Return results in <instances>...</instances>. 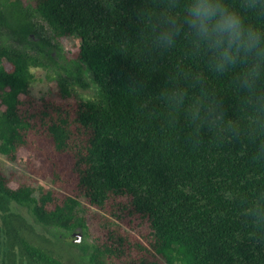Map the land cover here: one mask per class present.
I'll list each match as a JSON object with an SVG mask.
<instances>
[{"label": "trees", "instance_id": "trees-1", "mask_svg": "<svg viewBox=\"0 0 264 264\" xmlns=\"http://www.w3.org/2000/svg\"><path fill=\"white\" fill-rule=\"evenodd\" d=\"M162 5L0 0V154L16 161L27 152L26 173L0 168V264H67L12 202L41 225L91 238L78 264H264V230L244 215L264 186L256 142L218 143L206 131L194 147L182 117L175 128L163 121L156 95L188 61L183 43L167 53L150 47L144 14ZM33 17L50 39L79 40L75 63L92 75L91 98L62 78L41 98L31 93L32 68L46 66L33 35L50 44ZM208 87L230 117L240 115L227 77Z\"/></svg>", "mask_w": 264, "mask_h": 264}, {"label": "clouds", "instance_id": "clouds-1", "mask_svg": "<svg viewBox=\"0 0 264 264\" xmlns=\"http://www.w3.org/2000/svg\"><path fill=\"white\" fill-rule=\"evenodd\" d=\"M150 47L161 53L183 43L187 64H177L156 95L162 118L175 128L182 117L186 140L196 147L205 132L215 142L246 137L256 142L251 158L264 165V0H163L144 14ZM227 77L240 115H228L210 78ZM244 215L264 230V186L248 199Z\"/></svg>", "mask_w": 264, "mask_h": 264}, {"label": "rangeland", "instance_id": "rangeland-1", "mask_svg": "<svg viewBox=\"0 0 264 264\" xmlns=\"http://www.w3.org/2000/svg\"><path fill=\"white\" fill-rule=\"evenodd\" d=\"M29 3L30 0H24ZM45 29L43 34L48 37L50 44L40 40L36 35H33V40L37 44V49L44 51V57L42 58L45 67H33L32 72L35 74V79L32 82L30 88L31 93L37 98H41L46 95L50 89H56L57 78H62L69 83L70 88L84 99L91 98L96 92V85L92 80L91 73L86 69L83 64L77 65L78 63L75 52L79 47V40L75 37H63L61 39L54 40L50 39L51 31L48 26L41 20L37 19ZM55 42L59 45L55 48L53 44ZM79 73V74H78ZM79 76V78H78ZM27 152L20 150L16 161L7 160L3 155L0 154V168H2L7 174L15 172L17 174L26 173ZM41 185L50 187V184L41 181ZM15 186V185H14ZM12 210L23 214L34 226L37 231L50 237L56 245V250L63 254L64 261L67 264H78L77 256H85V248H89L91 238H87L84 233L80 230L66 231L56 226H44L36 222L33 216L29 213V210L25 206H21L15 202L11 204ZM81 234V241H74V233Z\"/></svg>", "mask_w": 264, "mask_h": 264}, {"label": "water", "instance_id": "water-1", "mask_svg": "<svg viewBox=\"0 0 264 264\" xmlns=\"http://www.w3.org/2000/svg\"><path fill=\"white\" fill-rule=\"evenodd\" d=\"M73 235L75 236V238H74L75 241H77V242L81 241V234L80 233L75 232Z\"/></svg>", "mask_w": 264, "mask_h": 264}, {"label": "flooded vegetation", "instance_id": "flooded-vegetation-1", "mask_svg": "<svg viewBox=\"0 0 264 264\" xmlns=\"http://www.w3.org/2000/svg\"><path fill=\"white\" fill-rule=\"evenodd\" d=\"M33 19H35V18L33 17ZM35 21H36L37 23H39L38 20L35 19ZM16 255L20 256V254H16Z\"/></svg>", "mask_w": 264, "mask_h": 264}]
</instances>
